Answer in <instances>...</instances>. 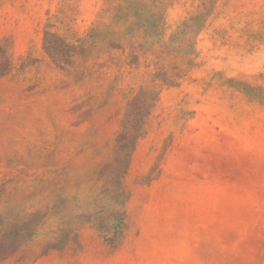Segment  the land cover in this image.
<instances>
[{"label": "rangeland", "instance_id": "obj_1", "mask_svg": "<svg viewBox=\"0 0 264 264\" xmlns=\"http://www.w3.org/2000/svg\"><path fill=\"white\" fill-rule=\"evenodd\" d=\"M0 264H264V0H0Z\"/></svg>", "mask_w": 264, "mask_h": 264}]
</instances>
